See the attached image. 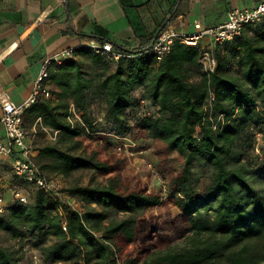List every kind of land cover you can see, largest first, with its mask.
<instances>
[{
	"label": "trees",
	"instance_id": "obj_1",
	"mask_svg": "<svg viewBox=\"0 0 264 264\" xmlns=\"http://www.w3.org/2000/svg\"><path fill=\"white\" fill-rule=\"evenodd\" d=\"M112 45L122 54L116 61L77 46L72 57L51 63L54 98L38 99L23 114L24 127L26 114L41 133L57 131L32 148L42 174L86 169L108 175L106 182L71 184L61 190L65 200L28 184L27 202L9 203L0 230L26 238L41 264H264V162L253 155L255 131L264 136V19L215 46L212 72L200 64L199 46L176 41L157 60L148 48ZM96 99L104 106L100 120L90 108ZM88 131L147 138L159 153H176L182 168L167 181L165 200L180 213L146 214L163 194L119 177V157L74 152ZM198 165L208 169L202 185ZM76 200L81 209L69 204ZM177 238L181 244L171 245ZM117 240L131 246L125 260ZM0 264L34 261L0 245Z\"/></svg>",
	"mask_w": 264,
	"mask_h": 264
},
{
	"label": "crops",
	"instance_id": "obj_2",
	"mask_svg": "<svg viewBox=\"0 0 264 264\" xmlns=\"http://www.w3.org/2000/svg\"><path fill=\"white\" fill-rule=\"evenodd\" d=\"M258 1L0 0V86L13 102L21 103L31 93L44 60L67 48L104 39L122 49H147L156 33L167 26L192 33L196 23L203 29L216 26L230 9ZM0 139H4L1 122ZM27 142L31 143L29 135ZM36 153L33 149L32 156ZM12 158L0 156L6 200L11 199L13 189L26 193L28 186L14 175Z\"/></svg>",
	"mask_w": 264,
	"mask_h": 264
},
{
	"label": "built area",
	"instance_id": "obj_3",
	"mask_svg": "<svg viewBox=\"0 0 264 264\" xmlns=\"http://www.w3.org/2000/svg\"><path fill=\"white\" fill-rule=\"evenodd\" d=\"M262 19H264V0H259L250 6L230 9L223 22L210 28L203 29L200 27V24L196 23L194 25V32L182 33L171 26H167L156 33L151 45L146 51L151 52L157 60H160L171 51L176 41L186 45L199 46V62L206 72H212L216 66L215 46L240 36L245 25L258 23ZM205 38L207 42L203 43ZM87 46L94 53L102 55L110 61H116L122 55L114 49L112 43L108 40L91 42ZM70 57H72V48L63 50L59 56L45 59L34 80L31 93L21 103L13 102L7 92L0 86V122L4 128V139H0V156L13 155L12 171L15 176L22 178L28 184L58 199L63 195L59 183L55 179L48 178L42 174L31 159L33 149L31 143L27 142L28 134L23 125V114L38 99L54 98L47 84L49 66L51 63L61 64L63 60ZM75 117L79 119L77 114H75ZM69 120L71 121L70 118ZM37 121L40 122L39 117ZM44 130L47 131L49 138L55 139L56 130L48 131L46 128ZM254 136L255 140L258 141L261 138V133L255 131ZM119 138H124L129 141L127 137ZM127 145L129 144H117L116 150L120 151ZM146 167L158 177V173L151 167L150 162L146 163ZM2 189L3 183L0 179V215L7 212L10 202L18 201L25 203L28 200L27 193L20 189H13L11 199L6 200ZM63 197L67 196L63 195ZM69 204L74 208L81 209L75 201H69ZM33 259L34 261L38 260L36 253L33 254Z\"/></svg>",
	"mask_w": 264,
	"mask_h": 264
},
{
	"label": "rangeland",
	"instance_id": "obj_4",
	"mask_svg": "<svg viewBox=\"0 0 264 264\" xmlns=\"http://www.w3.org/2000/svg\"><path fill=\"white\" fill-rule=\"evenodd\" d=\"M229 68L232 73L236 71V67L230 63ZM91 112L93 117L102 118L103 114V103L96 99L92 102ZM101 122V121H99ZM25 128L28 135L31 137V147L34 148L37 144L41 143L43 140H53L49 138L47 133H41L38 131L36 121L31 120L26 114L24 116ZM99 128L102 130V125H99ZM261 133V132H260ZM119 137H127V136H115L113 134H105L103 132L99 133H91L87 132V134L80 136L78 139L80 140V147L78 149H74V152H85L92 153L95 152L98 158H107L109 156L119 157L122 162L120 163V171L118 172L120 176L126 177L127 179H131L134 182L136 179H139L149 191H159L163 194L164 201H162L159 205L149 209L146 211V214L150 210L154 214H161L164 218L168 213L171 216H176L180 213L179 209L173 204V201L165 200L166 196H168V184L167 181L173 176L175 173L179 172L182 168V162L180 158H178L176 153L163 154L159 153V146L154 141H151L147 138H141L137 141L134 139L119 138ZM108 142H112V144H121L127 143L126 147L122 148L120 151H117L113 146H111ZM253 155L257 158L258 162H264V136L261 135L260 140H255V147L253 149ZM150 162L151 167L158 173V177H156L148 167H146V163ZM161 169V170H160ZM196 176L200 178L201 185L204 184L207 180L208 169L198 165L193 168ZM166 178L164 177V175ZM48 176L55 179L59 185L60 190L66 188L71 184H96V183H104L106 182V178L108 175H101L97 172H93L91 170L79 169L74 170L69 175L62 174H49ZM259 181V180H258ZM131 182V183H132ZM264 184V183H260ZM26 190L31 193V186H26ZM63 194V192H62ZM61 199L65 200L63 195H61ZM81 206L79 201H75ZM116 246L118 250H120L119 257L121 260H125L128 258V255L131 253L130 245H123L121 241H116ZM181 244V239L177 238L172 242L171 245L179 246ZM0 245L20 249L24 252L26 258L29 259L31 255L33 259V252L29 244L27 243L26 238H14L10 235V233L0 230ZM160 248L165 246L164 242L157 244ZM34 264H41L38 260L34 261ZM44 264H63V263H44ZM138 264H141L138 262Z\"/></svg>",
	"mask_w": 264,
	"mask_h": 264
}]
</instances>
